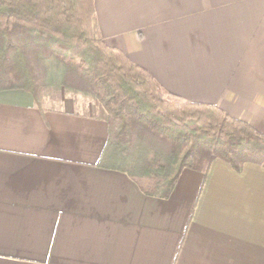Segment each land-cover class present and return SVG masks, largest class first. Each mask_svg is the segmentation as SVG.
Returning a JSON list of instances; mask_svg holds the SVG:
<instances>
[{
	"label": "crops",
	"instance_id": "1",
	"mask_svg": "<svg viewBox=\"0 0 264 264\" xmlns=\"http://www.w3.org/2000/svg\"><path fill=\"white\" fill-rule=\"evenodd\" d=\"M100 36L167 91L264 134V0H94ZM0 91V264H264V167L213 161L167 199L98 165L104 118Z\"/></svg>",
	"mask_w": 264,
	"mask_h": 264
},
{
	"label": "trees",
	"instance_id": "2",
	"mask_svg": "<svg viewBox=\"0 0 264 264\" xmlns=\"http://www.w3.org/2000/svg\"><path fill=\"white\" fill-rule=\"evenodd\" d=\"M23 90L41 110L56 94L96 101L108 139L98 165L167 199L184 171L219 159L264 167V134L221 108L165 88L100 36L94 0H0V91Z\"/></svg>",
	"mask_w": 264,
	"mask_h": 264
},
{
	"label": "rangeland",
	"instance_id": "3",
	"mask_svg": "<svg viewBox=\"0 0 264 264\" xmlns=\"http://www.w3.org/2000/svg\"><path fill=\"white\" fill-rule=\"evenodd\" d=\"M65 99H71L76 107L77 111L87 113L90 112L95 116H101V112L103 109L101 108L100 104L96 101H92L89 98H84L82 96H65L61 93L55 95L51 102L45 104V109H59L63 106V102ZM104 113V112H103Z\"/></svg>",
	"mask_w": 264,
	"mask_h": 264
}]
</instances>
